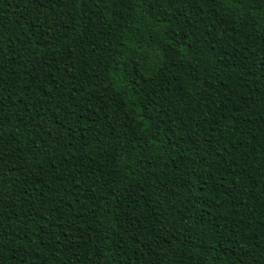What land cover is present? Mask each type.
<instances>
[{
    "label": "trees",
    "instance_id": "trees-1",
    "mask_svg": "<svg viewBox=\"0 0 264 264\" xmlns=\"http://www.w3.org/2000/svg\"><path fill=\"white\" fill-rule=\"evenodd\" d=\"M0 264H264V0H0Z\"/></svg>",
    "mask_w": 264,
    "mask_h": 264
}]
</instances>
